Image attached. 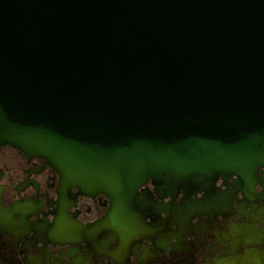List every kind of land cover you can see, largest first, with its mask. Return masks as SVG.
Masks as SVG:
<instances>
[{
    "label": "water",
    "instance_id": "1",
    "mask_svg": "<svg viewBox=\"0 0 264 264\" xmlns=\"http://www.w3.org/2000/svg\"><path fill=\"white\" fill-rule=\"evenodd\" d=\"M0 143L123 217L154 204L148 181L160 197L231 177L252 192L264 0H0Z\"/></svg>",
    "mask_w": 264,
    "mask_h": 264
},
{
    "label": "flooded vegetation",
    "instance_id": "2",
    "mask_svg": "<svg viewBox=\"0 0 264 264\" xmlns=\"http://www.w3.org/2000/svg\"><path fill=\"white\" fill-rule=\"evenodd\" d=\"M139 191L154 204L127 219L107 194L0 143V264H264V179L252 192L236 177L210 193Z\"/></svg>",
    "mask_w": 264,
    "mask_h": 264
},
{
    "label": "bare ground",
    "instance_id": "3",
    "mask_svg": "<svg viewBox=\"0 0 264 264\" xmlns=\"http://www.w3.org/2000/svg\"><path fill=\"white\" fill-rule=\"evenodd\" d=\"M131 216L133 217V214H132ZM127 217H128L127 219H130V216H127ZM132 217H131V218H132ZM140 220H141V219L138 217V218H137V221L140 222Z\"/></svg>",
    "mask_w": 264,
    "mask_h": 264
}]
</instances>
